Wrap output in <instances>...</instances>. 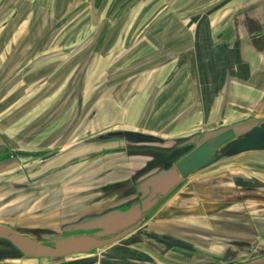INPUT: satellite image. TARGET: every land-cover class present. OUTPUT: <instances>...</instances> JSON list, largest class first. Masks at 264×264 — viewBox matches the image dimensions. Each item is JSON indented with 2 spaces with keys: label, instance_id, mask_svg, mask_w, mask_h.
<instances>
[{
  "label": "rangeland",
  "instance_id": "obj_1",
  "mask_svg": "<svg viewBox=\"0 0 264 264\" xmlns=\"http://www.w3.org/2000/svg\"><path fill=\"white\" fill-rule=\"evenodd\" d=\"M122 12L118 10V14ZM20 13L18 18L22 17L23 12ZM81 13L83 18H89L92 14L86 10ZM97 13H94L96 19ZM2 14L0 221L20 224L18 220L22 221L26 215L37 214L49 208H61L55 214L65 212L68 214L67 218L75 219L83 212L92 216L123 205L136 195L124 198V192L121 191L106 193L105 188H110V183L129 179L134 184L139 183L163 166L150 165L160 151L175 147L187 135L220 127L221 124L185 127L187 124L179 122L177 118L180 108L170 112L169 104L167 107L154 104L156 91L140 89L144 85L145 88H150L155 81L153 73L162 59L152 55L145 62L136 60L131 68L116 70L109 86L105 81H100L97 86L92 85L91 51L102 50L104 45H114L113 52L116 53L122 44L91 41V31L94 28L90 26L84 29L81 44H70L63 49L66 59H61L60 62L67 64V82L66 87L57 89V86L48 84L47 78H41L39 72H47L51 66L59 63L57 53H51L58 52L59 47L51 43V40L59 35V29L62 31L64 28L23 24L9 26L17 12ZM46 14L48 13L36 11L34 18H45ZM51 14L52 20L62 15L64 19L74 22L80 12L68 10ZM73 29L69 26L66 28L68 33ZM96 29H105L104 35L106 34L107 27ZM33 40L35 45L39 44V50L32 47ZM146 66L150 69L149 75H138ZM75 69L76 75L72 74ZM28 78L31 79L28 83L23 81ZM107 94L115 100L116 106L106 108L98 105ZM112 131L130 134L100 138ZM227 144L229 143L218 149L211 163L194 171L176 193L162 201L142 225L154 228L161 218H182L187 223L182 229L191 228L190 232H193L194 237L205 239L204 214L208 192L240 200L244 194L241 195L229 178L253 174L264 181V149L225 152ZM31 152L38 153L30 154ZM257 161L259 163L256 164ZM44 193L46 195L36 201ZM259 194L264 195V187L259 189ZM33 201H36L34 206ZM224 205H216L215 211L218 214L223 212L222 218L228 217V222H231L240 209H221ZM78 210L80 212H74ZM17 215L20 216L19 219L13 217ZM214 220L219 223L217 216ZM68 222L66 220L64 225H58L53 230L40 228L20 231L44 242L51 235L61 233L73 224ZM26 226L25 223L19 225L23 229ZM166 226L171 230L169 223ZM137 232L138 230L127 238L137 237ZM2 256L5 257L0 254ZM9 260L13 258H6L1 262Z\"/></svg>",
  "mask_w": 264,
  "mask_h": 264
},
{
  "label": "crops",
  "instance_id": "obj_2",
  "mask_svg": "<svg viewBox=\"0 0 264 264\" xmlns=\"http://www.w3.org/2000/svg\"><path fill=\"white\" fill-rule=\"evenodd\" d=\"M68 10L80 12L74 22L62 15L52 20L51 12ZM84 10L92 12L89 18H83ZM118 10L123 12L118 14ZM36 11L49 16L36 19ZM2 12H17L9 26L64 28L51 40L59 47L58 52H51L57 53L59 63L46 70L48 73L39 72L57 89L66 87L67 82V64L60 62L66 59L63 49L81 44L84 29L90 26L94 28L91 41L122 44L116 53L114 45L91 51L92 85L105 81L109 86L116 70L131 68L136 60L145 62L152 55L162 59L153 73L155 81L150 88L144 85L140 89L156 91L155 105L169 104L170 112L180 108L177 118L187 124L185 127H221L250 117L264 121V0H0V25ZM20 12L23 14L18 18ZM68 26L74 28L69 33ZM97 27H107L106 34L105 29L95 30ZM33 42L32 47L39 50V44ZM149 70L146 66L138 75H149ZM2 71L0 67V75ZM72 74H77L76 69ZM98 105L109 108L116 102L107 94ZM229 179L244 194L243 199L206 194L205 239L194 237L191 228L182 229L187 224L182 218H161L154 228L141 225L137 237L127 238L135 230L88 252L57 258H16L0 264H264V195L259 194L264 181L253 174ZM220 204H225L221 209L226 210L239 207L231 222L224 216L222 223L223 212L215 211ZM59 209L26 215L18 220L20 224L0 223L19 231L53 230L66 220L70 224L90 216L83 212L69 219L65 212L55 214ZM216 216L219 223L214 220ZM24 223L26 228L19 227Z\"/></svg>",
  "mask_w": 264,
  "mask_h": 264
},
{
  "label": "water",
  "instance_id": "obj_3",
  "mask_svg": "<svg viewBox=\"0 0 264 264\" xmlns=\"http://www.w3.org/2000/svg\"><path fill=\"white\" fill-rule=\"evenodd\" d=\"M129 134L112 131L100 138ZM226 143H229L227 152L264 149V121L250 117L188 136L179 144L185 146L173 152L160 151L150 165L163 166L131 188L140 195L127 201L125 209L116 206L85 217L44 242L0 223V254L5 255L0 261L6 258H57L88 252L124 238L146 222L161 202L176 193L194 171L211 163L218 148ZM124 187L120 185L113 189L120 188V192ZM129 194L128 190L124 193Z\"/></svg>",
  "mask_w": 264,
  "mask_h": 264
},
{
  "label": "flooded vegetation",
  "instance_id": "obj_4",
  "mask_svg": "<svg viewBox=\"0 0 264 264\" xmlns=\"http://www.w3.org/2000/svg\"><path fill=\"white\" fill-rule=\"evenodd\" d=\"M222 127V126H221ZM219 128V127H218ZM216 129V128H215ZM210 130H212V129H210ZM206 131V130H205ZM204 132V131H203ZM121 136H127V135H121ZM190 136V135H189ZM188 137V136H187ZM181 143V142H180ZM179 143V144H180ZM176 145L175 147H173V148H171L170 150H168V152H173V151H175V150H177V149H179V148H181V147H184L185 145ZM229 144H227V146L226 147H224L225 149V152L229 149ZM220 148V147H219ZM218 148V149H219ZM167 151V150H166ZM218 151V150H217ZM126 186V187H124V188H121V192H124L125 193V191H127L128 190V192L130 193L129 195H123V197L124 198H126V197H129V196H131V195H136V196H139L140 194H138V193H135L134 192V190H132L131 188L132 187H134L136 184H134V183H132L131 182V180L129 179V180H124V181H120V182H116V183H114V184H112V183H110V188H105V190H106V193H109V192H111V193H113V192H115V193H119V189L117 188V189H113L114 187H116V186ZM108 186V187H109ZM132 191V192H131ZM123 193V194H124ZM135 196V197H136ZM130 199H128L127 201H129ZM127 201H125L124 203H123V205H120L121 206V208L122 209H125L126 208V206H125V203L127 202Z\"/></svg>",
  "mask_w": 264,
  "mask_h": 264
}]
</instances>
